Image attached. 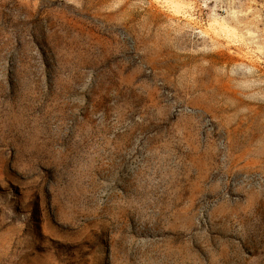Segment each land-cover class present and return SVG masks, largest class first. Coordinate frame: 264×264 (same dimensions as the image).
I'll return each mask as SVG.
<instances>
[{
  "label": "rangeland",
  "instance_id": "rangeland-1",
  "mask_svg": "<svg viewBox=\"0 0 264 264\" xmlns=\"http://www.w3.org/2000/svg\"><path fill=\"white\" fill-rule=\"evenodd\" d=\"M0 264H264V0H0Z\"/></svg>",
  "mask_w": 264,
  "mask_h": 264
}]
</instances>
